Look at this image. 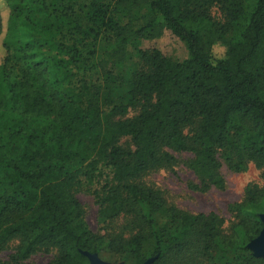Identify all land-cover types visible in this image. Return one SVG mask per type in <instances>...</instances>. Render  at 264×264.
Wrapping results in <instances>:
<instances>
[{"label":"trees","instance_id":"trees-1","mask_svg":"<svg viewBox=\"0 0 264 264\" xmlns=\"http://www.w3.org/2000/svg\"><path fill=\"white\" fill-rule=\"evenodd\" d=\"M44 2L0 0V264H30L51 252L46 264H90L85 253L104 250L144 264L149 243L151 264H218L219 239L240 252L232 264H264L238 231L248 242L262 231L252 208L264 205V183L246 186L227 221L183 210L147 181L175 166L174 153L193 155L194 191L224 188L223 167L243 173L254 166L264 179V0L251 7L245 0H152V20L138 35L162 25L186 43L189 58L140 51V67L127 77L113 71L122 64H101L103 84L80 88L63 45L52 39ZM91 7L93 22L122 29L109 6ZM218 42L223 58L213 53ZM123 138L135 148L119 145ZM106 169L99 233L76 193L82 178L94 181ZM145 207L163 216V227Z\"/></svg>","mask_w":264,"mask_h":264},{"label":"rangeland","instance_id":"rangeland-1","mask_svg":"<svg viewBox=\"0 0 264 264\" xmlns=\"http://www.w3.org/2000/svg\"><path fill=\"white\" fill-rule=\"evenodd\" d=\"M152 0H45L46 11L43 17H47L53 25V40L63 45V59L70 67V78L73 87L80 88L84 83L89 85H102V71L100 65L108 68L112 64H122L114 68L115 75L127 77L137 70L141 64L140 51L159 50L163 56L174 61H184L189 58V49L185 42L175 36L173 32L157 25L147 27L144 36L138 35L139 30L151 22L149 4ZM251 7L254 0H245ZM92 4L109 6V12L119 25L121 30L112 31L100 24L93 22L89 14ZM53 52L52 54H55ZM213 53L217 58H223L226 54V46L221 42L213 46ZM2 52L0 51V58ZM133 112L130 116H133ZM119 145L134 149L130 138H123ZM175 166L172 169H160L147 177V181L155 183L167 192L169 203L192 213L216 212L227 221L232 215L228 212V206L241 200L244 190L251 183H264L259 170L251 166L246 172L235 173L223 167L221 176L224 180V188H213L209 192L201 193L192 190L191 183H199L196 173L190 168L193 155L188 153H174ZM110 170L106 169L102 177L94 181L82 178L83 184L77 190L76 197L84 206L86 219L90 228L95 232H101L103 220L99 217V199L105 196V182L110 179ZM146 213L154 219L155 227L160 228L165 224V219L160 214ZM264 214V205L252 208V213ZM251 213V214H252ZM241 244L249 248L251 241L243 234L242 227L238 228ZM102 233V232H101ZM220 249L216 254L218 264H232L238 254L236 249L227 247L219 239ZM12 243L11 249L2 254L7 258L16 247ZM154 244L149 243L144 250L148 260L152 258ZM55 252L38 253L32 256L27 263L46 264L51 261ZM97 254V253H95ZM98 257L107 264H137L133 256L119 257L109 250H104Z\"/></svg>","mask_w":264,"mask_h":264},{"label":"water","instance_id":"water-1","mask_svg":"<svg viewBox=\"0 0 264 264\" xmlns=\"http://www.w3.org/2000/svg\"><path fill=\"white\" fill-rule=\"evenodd\" d=\"M260 218L263 223V229L260 232L259 236L251 241L249 248L253 251V254L256 257L264 258V214L260 215ZM90 260V264H107L103 262L97 254L85 253ZM154 261L153 258L147 260L144 264H151Z\"/></svg>","mask_w":264,"mask_h":264}]
</instances>
